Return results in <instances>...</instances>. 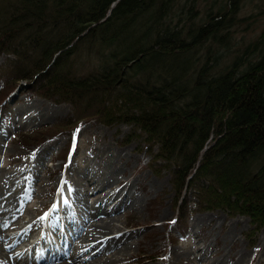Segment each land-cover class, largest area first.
Instances as JSON below:
<instances>
[{
  "label": "trees",
  "instance_id": "trees-1",
  "mask_svg": "<svg viewBox=\"0 0 264 264\" xmlns=\"http://www.w3.org/2000/svg\"><path fill=\"white\" fill-rule=\"evenodd\" d=\"M1 57L0 102L25 82L68 103L73 129L131 126L170 170L174 233L189 203L264 226V0H0Z\"/></svg>",
  "mask_w": 264,
  "mask_h": 264
},
{
  "label": "rangeland",
  "instance_id": "rangeland-1",
  "mask_svg": "<svg viewBox=\"0 0 264 264\" xmlns=\"http://www.w3.org/2000/svg\"><path fill=\"white\" fill-rule=\"evenodd\" d=\"M247 7L242 11L245 15L256 13L255 9ZM262 25L259 22L255 26L256 32L252 33V29L239 33L244 31L243 26L239 27L238 40L245 35L246 39L255 37ZM3 60L1 57L0 64ZM0 73L1 95L11 84L5 80L7 69ZM25 84L20 82L18 90L7 94L0 102V172L3 171L10 180L9 184L15 181L17 189L24 177L29 180L22 192L25 196L20 207L22 218L43 217L46 210L43 229L48 228V235L57 242L56 234L61 233L64 208L61 204L56 207L60 220L56 230L53 224L52 228L48 226L49 214L56 200L63 201V195L69 200L68 189L70 182L77 177L76 172L81 170L82 178L86 177L85 174L98 178L111 172L115 183L120 182L116 189L132 183L141 200L139 206H129L112 215L119 218L114 222L121 226V230L133 231L134 235L131 254L125 256L123 264H264V226L253 229L247 216H232L222 210H193L189 203L185 234L181 237L174 233L170 222L177 213L174 204L177 196L171 185L170 170L165 168L155 172L149 166L152 156L146 145L133 137L124 139L130 133V125L106 126L92 119H83L73 129L76 123L71 122L74 110L68 103L43 99L31 93ZM27 108L34 112L38 110L45 118L28 121L34 113L26 112L29 111ZM62 123H66L63 130L54 128ZM106 148L111 150L110 154L103 151ZM32 165H35V171L27 170L26 174H21V170ZM99 191L98 185L92 188L86 199L89 204L94 203V195ZM67 203L75 209L70 200ZM109 205L97 209L108 210ZM43 232L41 230L38 236L41 237ZM6 245L10 247L11 243ZM94 252L84 254L79 260ZM24 259L16 257L19 264H26Z\"/></svg>",
  "mask_w": 264,
  "mask_h": 264
},
{
  "label": "bare ground",
  "instance_id": "bare-ground-1",
  "mask_svg": "<svg viewBox=\"0 0 264 264\" xmlns=\"http://www.w3.org/2000/svg\"><path fill=\"white\" fill-rule=\"evenodd\" d=\"M26 110H29L26 112L34 113L28 121L45 118L38 113V110L35 112L33 109L27 108ZM0 133H2L1 129ZM103 151L111 153V150L108 149H103ZM88 169H90L89 164ZM88 169L86 173H88ZM27 170L33 172L36 167L32 165L31 168L23 169L20 172L26 174ZM110 173L109 175L102 174L98 178L85 174L86 177L82 178V171L76 172L77 177L70 182V187L68 186L72 190L69 191V200L75 209L69 206L67 203L69 200L63 195V201L56 200V206L49 214V227L52 228L53 224L56 230L59 225L58 221H60L56 207L58 208L61 204L64 208L63 225L62 229H59L61 233L56 234L58 241H54L51 236L45 240L46 230H44L38 259L36 261L27 260L28 262L32 264H123L125 256L131 254L132 245L135 243L134 235L133 231L121 230V226L114 222L116 218L112 215L129 206L131 208L139 206L141 200L132 183L116 189L120 182L115 183V179ZM28 181L24 177L21 186L17 189L14 185L15 181L9 184L10 180L6 178L3 171L0 172V264H19L16 257L28 255L26 245L35 246L37 244L36 234L42 230L41 225L43 224H41L40 217L27 219L28 217L20 216L22 199L25 197L22 192L29 183ZM97 185L100 186V191L95 193L94 203L89 204L86 199L92 188ZM105 186L107 189L104 188ZM6 190L8 193L5 194ZM104 190L108 191L104 192ZM106 204L111 205L108 210L97 209V207L106 206ZM38 221L39 224L36 225ZM9 242L11 245L7 247L6 243ZM23 243L24 247H21ZM94 250L93 254L79 260L84 254ZM14 252H16L15 255ZM24 263L27 264L26 261Z\"/></svg>",
  "mask_w": 264,
  "mask_h": 264
},
{
  "label": "snow or ice",
  "instance_id": "snow-or-ice-1",
  "mask_svg": "<svg viewBox=\"0 0 264 264\" xmlns=\"http://www.w3.org/2000/svg\"><path fill=\"white\" fill-rule=\"evenodd\" d=\"M79 130H77V132H78ZM68 191H72L71 189H68ZM65 202H67V201H65ZM55 207V206H54ZM39 219H41V220H45V219H47V216H44V217H40ZM173 223H174V221H173Z\"/></svg>",
  "mask_w": 264,
  "mask_h": 264
}]
</instances>
